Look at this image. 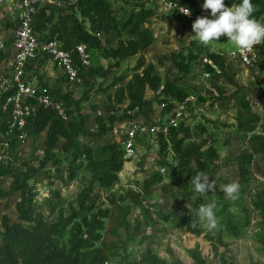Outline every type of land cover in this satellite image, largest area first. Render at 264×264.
Returning a JSON list of instances; mask_svg holds the SVG:
<instances>
[{
	"label": "rangeland",
	"instance_id": "rangeland-1",
	"mask_svg": "<svg viewBox=\"0 0 264 264\" xmlns=\"http://www.w3.org/2000/svg\"><path fill=\"white\" fill-rule=\"evenodd\" d=\"M237 4V3H235ZM119 18L126 17L132 10L137 11L135 0H117L114 3ZM145 9L153 10L143 26L150 28L154 34L151 45L143 51L125 60L120 67H113L111 73L105 78H89L85 84L72 88V94L80 98L85 92L87 99L82 101V112L90 114L87 127L96 130L95 115L108 112L122 114L127 105V99L120 105H114L108 96L112 94L119 84H125L130 78L132 68L139 58L145 64L154 66V74L161 78L167 77L170 81L180 77L178 70L166 60L159 63L161 56H169L179 50L187 51L194 36L193 23L198 17L213 18L211 13L201 10L193 21H185L159 11L152 2L144 4ZM17 10L14 0H0V41L6 40L12 34V26L16 22ZM104 46L116 45V39L99 35ZM235 45L222 36L219 41L213 42L206 49L219 53L224 58L227 75L218 80L206 76L203 54L192 61L190 71L177 80L193 99L182 109L180 121L189 130L186 142H202V150L214 148L217 157L213 162L216 168L205 172L210 180H215V190L203 194L195 192L187 182L188 194L184 197L173 193L179 190L174 184V178L162 179L149 189L145 194L142 181L161 165L162 155L159 152V141L149 131L138 132L136 137V156L125 160L118 172V180L109 188L99 187L92 181L90 167L84 152L73 155V151L63 149L64 139L60 138L53 149L51 157L42 167L41 159L45 155V131L38 136H29L25 141L11 146L4 163L8 164L11 172L0 176V243L3 233V220L9 223L20 222L28 224L19 218L16 203L21 200V192L14 186L17 180L25 178L30 173L27 183L30 186L29 203L34 213L42 214L48 220H53L61 209L68 214L77 208L79 192L90 186L96 195V204L101 208H108V217L104 219L102 238L97 243L99 248L105 244L110 248L105 249V261L102 264H143L140 262L142 253L151 249L157 256L165 260V264H264V242L262 241V215L257 208V190L264 191V151L253 153L252 159L245 166V176L242 177L238 169L240 154L251 153L249 137L259 134L264 137V69L256 64L245 67L238 61L230 59L227 53ZM6 49L3 51L5 52ZM2 51H0L1 54ZM100 52L92 53V65L106 66L109 61L100 57ZM1 56V55H0ZM9 55L0 59V95L4 92L6 82L9 80L10 65ZM43 71V73L41 72ZM41 70L36 68V75L41 83H53L52 88L63 91L65 82L59 77L55 68L49 62L43 61ZM141 71V69H139ZM55 73V76H47ZM125 76L115 85L111 86L116 77ZM55 77V78H54ZM56 79V80H55ZM233 80L236 83H231ZM220 88L226 97H219ZM111 86V87H110ZM158 91H146L145 98L152 99ZM231 95L230 97H228ZM199 97L205 98L201 101ZM248 107H244L242 102ZM112 108L113 111H109ZM134 117L129 120L144 123L150 127L158 117H163V108L153 102L152 110L147 115L128 111ZM256 117V122L247 126L253 131H247L240 126L239 120H248ZM1 124V119H0ZM95 137L80 136L77 140V150L91 148L94 152L102 145L120 143L117 129ZM164 151H162L163 153ZM55 157L62 160L55 163ZM165 161L174 165L171 153L165 155ZM194 164V161H191ZM75 168L73 179H69V168ZM32 169L35 171L32 172ZM238 182L240 191L238 198L229 199L221 190V186ZM260 195V194H258ZM149 208L148 219L143 215L141 206ZM177 202H179L177 204ZM214 204V213L218 225L216 229L209 230L207 222L202 221L197 215L201 205ZM143 206V207H144ZM144 207V208H145ZM53 209V210H52ZM167 215V217H162ZM179 218H190L203 230L201 234H194L185 226L178 225ZM139 222L138 226L137 223ZM67 236L64 238V241ZM61 244H64L62 242Z\"/></svg>",
	"mask_w": 264,
	"mask_h": 264
},
{
	"label": "trees",
	"instance_id": "trees-1",
	"mask_svg": "<svg viewBox=\"0 0 264 264\" xmlns=\"http://www.w3.org/2000/svg\"><path fill=\"white\" fill-rule=\"evenodd\" d=\"M115 1L117 0H77L74 5L67 8L42 7L34 16L33 28L40 40L55 39L64 49H70L81 42L86 44L91 58L90 65L81 73L83 84H86L91 77L105 79L113 67H120L125 60L143 51L154 40L153 31L143 26L153 14V10L144 8V4L148 0H135L138 10H132L123 18H119L117 15V10L114 8ZM240 2L241 0H225V5L231 7ZM203 3L204 0H184L183 2L195 17L200 14L201 10H204ZM252 3L256 7V11L253 13L254 18L258 22L264 23V0H252ZM206 12L211 13L210 10ZM9 25L13 26L14 23H9ZM100 34L105 35L108 42L111 41L109 36L116 39V45L104 46ZM93 52H100V57L109 61L107 65L103 66L99 63L92 65ZM201 54L207 59V62L204 63V70L210 73L212 78L218 80L221 76L227 75L223 56L209 51L197 40H193L187 51L172 52L169 56H161L158 61L159 63H163L164 60L172 62L182 77L190 71L192 61ZM0 55V59H2L7 56V53ZM258 55L257 65L260 69H264V43L260 44ZM153 72V64H145L141 58L137 60L126 83L119 84L108 96L114 105H120L127 99V105L122 114L118 116L116 112H108L107 118L103 114L95 115L96 130L87 127L90 114H84L81 109L82 101L87 99L86 92L80 98H76L70 91L60 94L58 89L51 88L56 97L64 100L70 118L64 121L51 109H39L27 119L25 130L28 137L38 136L45 131L43 141L45 155L41 159L39 167L55 156L53 149L57 141L62 138L65 141L62 145L65 151L71 149L73 155L84 152L88 166H91L92 181L102 188L111 187L118 180V172L124 161L122 145L119 143L105 144L95 152L91 148L79 151L77 150L79 149L77 140L80 136L95 137L107 134L116 122L134 117L128 111L147 115L152 110L153 102H156L165 104L163 113L166 114L175 102H184L189 96V93L180 84H177L180 77L170 81L167 77L162 79L160 75ZM124 77L114 78L110 85H115ZM230 82L236 86L233 80ZM42 84L47 85L45 82ZM212 85L218 89L219 97H226L215 83ZM147 89L159 90V93L152 99H146ZM6 94L8 92L0 95V103ZM199 99L205 101V98L199 97ZM242 104L244 107H248L246 102L243 101ZM109 111H113V109L109 108ZM5 116V113L0 109V132L5 127ZM256 120V117L239 120V124L247 131H253L254 128L247 125L256 122ZM160 121L163 122V120ZM154 136L159 141V152L162 155L160 166L165 168L168 175L174 178V184L179 187V190L172 194L175 200L176 195L184 197L188 194L187 182L190 177L196 175L197 172L210 171L218 165L213 162V159L217 157L214 148L209 147L202 150V142H186L190 137L189 130L181 122L177 127H170L166 136L161 133ZM249 142L252 152L240 154L238 157V169L242 177L245 176V166L251 161L252 154L264 151L263 136L253 134L249 137ZM162 151L164 152L162 153ZM170 153L174 165L165 161V155ZM192 160L194 164L191 163ZM61 161L60 158L55 157V163ZM76 167L69 168V179H73ZM33 171L35 169H32ZM10 172L9 165L0 162V176L8 175ZM29 177L30 173L14 184L15 188L21 192V200L16 203V211L19 218L28 224L9 223L7 219L3 220L0 264H102L106 257L104 250L110 248V245L104 244L102 248H99L97 243L102 238L104 219L108 217L109 209L97 206L96 195L92 192L91 185L85 186L79 192L77 208H73L68 214H64L59 209L55 218L48 220L42 214L34 213L29 204L31 202L30 197L27 196L30 192V186L27 183ZM162 179L164 177L158 170L151 171L141 183L145 194H149V189ZM171 181L170 178L169 182ZM2 194L3 191L0 188V195ZM255 194L257 208L262 215V241L264 242V191L257 190ZM144 199L137 203L141 206L143 215L148 219L149 208L143 204L144 208L142 203L140 204ZM162 217H167V215ZM138 224L139 222L137 226ZM178 225L185 226L188 231L197 235L203 232L190 218H179ZM66 236L67 239L64 241ZM62 242L64 244H61ZM140 262L143 264H165V260L149 248L142 253ZM176 262L180 264L178 260Z\"/></svg>",
	"mask_w": 264,
	"mask_h": 264
},
{
	"label": "built area",
	"instance_id": "built-area-1",
	"mask_svg": "<svg viewBox=\"0 0 264 264\" xmlns=\"http://www.w3.org/2000/svg\"><path fill=\"white\" fill-rule=\"evenodd\" d=\"M76 1L14 0L17 17L16 22L11 27L12 34L6 40V44L4 41H0L1 53H7V56L9 55L11 58L9 60V80L4 87V92H8V94L0 103V109L6 115L5 127L0 132V162H4L11 142H23L28 138V133L25 130L27 119L39 109H51L64 121L70 118L64 100L52 93V87L49 84L44 86L34 70L39 69L44 60L49 62L57 70L59 77L63 79L66 85V88L63 87V91L58 89V93L72 92V88L83 83L81 73L90 65V51L83 42L70 49H64L55 39L40 40L33 28V20L37 11L42 7L67 8L74 5ZM148 2L157 5L159 11L187 22L195 19L191 10L190 15L181 11L183 8H188L183 4L184 0H148ZM259 46L260 44L254 46L251 52H244L243 54L234 47L228 51L227 56L245 67H253L259 60ZM5 49L6 51L3 52ZM205 75L209 76V73L206 72ZM192 99L193 96L189 95L184 102H175L171 110L162 118L158 117L150 127L129 119L116 122L114 128L119 133V144L122 145L124 159L131 160L136 156L138 132L149 131L151 134L161 133L166 136L170 127H177L182 120V109L186 102ZM164 106V103H160L161 108ZM156 170L162 174L164 179L170 178L163 166L158 165Z\"/></svg>",
	"mask_w": 264,
	"mask_h": 264
},
{
	"label": "clouds",
	"instance_id": "clouds-1",
	"mask_svg": "<svg viewBox=\"0 0 264 264\" xmlns=\"http://www.w3.org/2000/svg\"><path fill=\"white\" fill-rule=\"evenodd\" d=\"M202 7L206 11L210 10L213 18L201 16L193 23L194 36L201 45L210 46L222 36H226L228 41L243 54L251 52L254 46L264 43V23L254 18L256 7L252 0H241L239 4H233L231 7L225 5V0H204ZM181 11L191 14L188 8H183ZM190 184L195 192L201 194L214 191L216 187L215 180H210L203 172H197L191 178ZM221 190L229 199L235 200L238 198L240 185L234 181L222 185ZM214 207V204L201 205L197 213L202 221L207 222L209 230L216 229L218 225Z\"/></svg>",
	"mask_w": 264,
	"mask_h": 264
},
{
	"label": "crops",
	"instance_id": "crops-1",
	"mask_svg": "<svg viewBox=\"0 0 264 264\" xmlns=\"http://www.w3.org/2000/svg\"><path fill=\"white\" fill-rule=\"evenodd\" d=\"M112 46H114V45L112 44ZM51 67L53 68L52 65H51ZM39 69L41 70V67H40ZM56 71H57V70H56ZM41 72L43 73L42 70H41ZM47 76H55V77H57V74H55V73H51V74H48ZM55 77H54V78H55ZM55 80H56V79H55ZM48 84H49L51 87H53V86H52L53 83L51 84V83L49 82ZM148 90H149V89H148ZM146 91H147V90H146ZM145 94H146V93H145ZM101 114H102V113H101Z\"/></svg>",
	"mask_w": 264,
	"mask_h": 264
}]
</instances>
